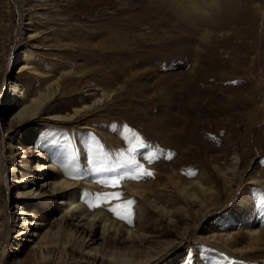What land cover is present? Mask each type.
I'll use <instances>...</instances> for the list:
<instances>
[{
    "label": "rangeland",
    "instance_id": "1",
    "mask_svg": "<svg viewBox=\"0 0 264 264\" xmlns=\"http://www.w3.org/2000/svg\"><path fill=\"white\" fill-rule=\"evenodd\" d=\"M130 4H137V0H130ZM142 8H133L136 18H106L88 16L85 13L89 10L81 8L67 9L62 0H0V159L4 160L2 165L0 160V264H14L17 259L33 264L29 258L32 248L21 240L26 235L19 236L30 226L16 217V202L26 207L33 203L31 210L41 221V233L54 229L61 218L54 203L49 202V212L44 209V199H48L44 195L49 192H44L47 187L39 188L41 172L31 168L38 153L33 144L47 146L66 179L82 182V201L93 211L121 203H100L96 199V194L111 191L121 192L122 200L133 199L134 211L138 200L124 188V181H137L143 191L150 193V189L159 191L157 182L161 175L167 177L166 170L179 182L192 183L199 178L206 192L202 194L199 188L193 192L206 198L203 205L175 197L170 206L176 209L183 205L189 210L190 215L183 221L179 220L180 213L175 223H168L151 208L143 209V231H166L146 244L161 247L174 241L171 250L153 264H264V18L253 11L259 18H253V22L239 18L240 22L224 30L201 25L197 37L204 33L209 41L223 40L208 57L210 64L206 61L201 67L195 52L189 59H180L174 49L178 44L170 45L173 48L168 58L163 57L167 51L158 43H167L166 38L177 32L167 18H147L149 12ZM112 9L109 6L108 11ZM136 23L140 25L132 27ZM114 26H126L128 33L139 40L130 44L135 53L132 58H136L131 65L116 68L108 62L110 48L105 29ZM154 28L170 31L150 35ZM233 32L244 40L243 47L234 48L235 41H242L240 37L225 41ZM201 46L203 42L196 39L193 51ZM31 63L36 72L28 68ZM22 66L27 68L23 72ZM48 78L60 82L55 98L39 116L6 131L17 109L9 82L35 89ZM104 89L111 91L109 96L94 104ZM84 105L91 106L70 117L73 107ZM124 126L131 132L125 133ZM9 133L23 146L22 153L15 156L17 161H13L16 141L3 144ZM133 133L146 145L133 155L154 175L124 179L115 189L101 184L102 179L127 168L97 173L93 167L116 163L117 154L126 152ZM150 153L155 154L151 163L145 159ZM14 162L21 171H34L30 180L36 181L34 188L42 193L38 194L39 201L19 195L23 190L16 186L10 171ZM251 175L256 181L250 179ZM90 180L94 184L88 188L85 183ZM168 192L175 194L173 190ZM89 203L100 206L89 207ZM7 215L11 219L3 225ZM246 227L260 229L262 242L258 248L233 253L218 239L217 232L230 230L235 238L231 244L245 245L249 241ZM96 234L99 236V231ZM98 263L99 259L88 257L86 263L74 259L67 264Z\"/></svg>",
    "mask_w": 264,
    "mask_h": 264
},
{
    "label": "bare ground",
    "instance_id": "2",
    "mask_svg": "<svg viewBox=\"0 0 264 264\" xmlns=\"http://www.w3.org/2000/svg\"><path fill=\"white\" fill-rule=\"evenodd\" d=\"M62 2L67 9L81 8L82 10H89V12L85 13L88 16L136 18L137 13L132 11L135 9L140 10L143 7L149 12L148 15H145L147 18H167L168 20H166V22L171 28H174L173 30H176L177 35L172 33L169 38H166L167 43L164 42L166 39H161L164 40L163 44L160 42L158 43L161 44L160 46L164 45V49L167 51L164 55L162 54V56L168 58L167 53L173 48L170 45H174L175 47V44H178L179 46L177 45V48L174 49L180 54V59H189L192 56V52H195V55H198L197 61H200L202 64L201 67L206 66V61L209 63L208 57L214 54L223 41L222 39L214 41V37L211 36L213 41L210 40V43L208 37H203L204 33H199L201 36L197 37L196 34L201 25H209L213 26L215 29L220 28L224 30L231 26L230 24L240 22L239 18H249L248 20L251 22H253V18H264V0H137V4L135 5H131L130 0H62ZM142 3L145 4L142 5ZM99 5H101V9L95 10ZM109 6L112 8L114 7V9L108 11ZM253 11H259L260 16L254 15ZM64 15L69 16L70 13H64ZM159 22L164 23L165 21L160 20ZM138 25H140V23L133 24L132 27L137 28ZM167 31L170 30L167 29L162 31L154 28L149 34L155 35L158 34V32L163 33ZM251 31L253 30L251 29ZM105 33L106 36H108L107 41L109 42L110 48L107 52L110 65L120 68L135 62L136 58H132L135 53L132 51L133 47H130V44L136 41L139 42L136 35H134L135 37L130 35L126 26L107 27ZM237 33L233 32L232 36H228V40L225 41H231L232 39H236V37H240ZM196 39H200V41L203 42V46H201L200 50L193 51V44ZM241 40L240 42H234V48L244 45V40ZM160 49L161 48H159V52ZM28 68H30L32 72H36L37 70L33 63H31V66ZM26 69L27 68L22 66L20 71L23 72ZM193 76L196 77V73H194ZM57 78H48L45 80L43 86H38L35 89H29L25 87V85L20 86L15 82H9L12 92L11 95L14 97L13 100L15 101L14 104L17 109L9 118V126L6 128V131H11L14 124L16 126L22 125V123H27L36 116H39L40 112L45 109L47 103L55 98L60 89L61 85ZM22 87L26 88L25 91ZM110 92V90H102L101 95L96 98L93 103L95 104L106 98L109 96ZM163 100L166 102L164 97ZM89 106L91 105H84L81 108L73 107L70 117ZM183 117L185 118V116ZM164 130L162 129V132ZM159 131H161V129ZM5 138L3 144L6 145H10L14 140L16 141L17 144L15 146L13 161H17L18 159L15 158V156L21 154L23 149V146L19 145L21 141L16 139L15 136L10 135V133L7 134ZM33 148L36 149L38 153L33 158L34 164L31 165V168L41 172L40 176L42 183L39 185V188L47 187L48 189L44 192H49L48 195L46 193L44 195V198L48 196V199H44V209L49 212V202H52L55 204V210H60L61 212V218L55 228L46 229L41 233V221L38 220V215L31 210L33 203L26 207L24 203L16 202V217L23 220L25 226H30L28 231H25V227L24 231H22L19 236L23 234L26 235V237L21 238V240L29 242L32 248L29 258L33 261V264L37 261H44L45 264H67L68 261L74 259L86 263L88 257H92L93 261L99 259L98 264H153L163 257L167 251L171 250L170 248L174 246V241L163 243L160 245L161 247H156L152 245V243L146 244L147 242H153L151 238L156 237L157 234H164L166 231L161 229L155 234H148L143 231L141 227L144 224L143 209L146 207L151 208L161 216V219H165L168 223H175V217L179 213L181 214L179 218L181 221L190 215L189 210L183 205L176 209L170 207L175 197L182 198L187 202H199V205L205 203L206 198H201L193 192L196 188H199L202 194L203 191L206 192L207 188L199 178L192 183L179 182L175 181L171 172L166 170L164 173L167 174V177L159 175L160 180L157 183H159L158 187L160 188V192L156 190L157 193L154 189H150V193L143 191L137 185V181L134 183L124 181V188L135 197V200H138L137 205L134 207L135 210H132L133 214H136L135 221L132 220L133 222L128 224L113 215V213L109 211L110 207L101 208L97 211L89 209L85 202L82 201L80 190L82 182L66 179L61 165L56 161L55 157L50 155L47 146L39 147V145L33 144ZM0 160L2 165L4 160ZM10 171L12 172V177L16 186L23 190L19 195L24 198L32 196L31 198L39 201L38 194L42 193L34 188V185L37 184L36 181L32 183L30 180V177L32 178L35 175L34 171H21L18 167L16 168L15 162ZM250 179L256 181L252 175ZM85 184L86 187L91 188L94 182L90 180ZM169 190H173L175 194H171L168 192ZM57 200H59V202H57ZM10 219L11 217L7 215V217H3L1 223L5 225ZM15 231V228H13L12 232ZM98 231L100 234L99 236L96 234ZM217 233L218 239L223 240L224 244H226L233 253L253 250L254 248H258L262 242V238L259 236L261 231L258 228L246 227L249 241L247 244L239 247L231 244L235 239L232 231L228 230ZM17 248L18 246L14 247V250H17ZM14 264H23V261L22 259H17Z\"/></svg>",
    "mask_w": 264,
    "mask_h": 264
},
{
    "label": "snow or ice",
    "instance_id": "3",
    "mask_svg": "<svg viewBox=\"0 0 264 264\" xmlns=\"http://www.w3.org/2000/svg\"><path fill=\"white\" fill-rule=\"evenodd\" d=\"M124 132L129 133L131 129L127 126H124ZM126 140H129L128 136H125ZM146 145L138 134L133 133L131 139L129 140V146L125 151H120L117 156L118 160L116 163L112 164L110 167H93V171L97 173H116V169H126L118 174L109 175L107 178L102 179L100 181L101 184H107L111 188H118L120 183L124 179H133L139 180L143 177H151L154 173L151 170L145 169L142 164H139L134 157V153L138 149L144 148ZM171 154H169V158ZM145 159L151 163L155 159V154H148ZM94 162V161H93ZM123 194L119 191H111V192H102L96 194V199L100 201V203H108L110 201H121V203L116 204L109 208V211L113 213L118 219L125 221L128 224H131L133 221L131 217L133 216L132 205L135 203L133 199L122 200ZM89 207H99L100 204L89 203Z\"/></svg>",
    "mask_w": 264,
    "mask_h": 264
}]
</instances>
